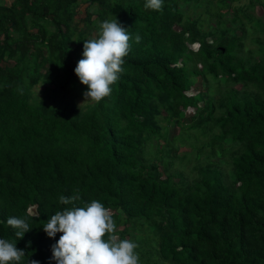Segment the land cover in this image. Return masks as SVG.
I'll return each mask as SVG.
<instances>
[{
    "label": "trees",
    "instance_id": "16d2710c",
    "mask_svg": "<svg viewBox=\"0 0 264 264\" xmlns=\"http://www.w3.org/2000/svg\"><path fill=\"white\" fill-rule=\"evenodd\" d=\"M199 1L163 0L162 11L145 0L0 2V238L26 252L20 264H56L61 233L42 225L71 207L61 195L103 203L140 264H264V14L248 12L264 0H206L210 29L189 12ZM81 2L97 8L76 20ZM227 13L237 25H225ZM115 17L131 36L123 72L109 96L81 108L67 96L87 90L74 72L84 40ZM40 82L51 102L33 95ZM191 130L210 135L192 180L173 167ZM10 216L32 227L23 238Z\"/></svg>",
    "mask_w": 264,
    "mask_h": 264
},
{
    "label": "clouds",
    "instance_id": "9594fccd",
    "mask_svg": "<svg viewBox=\"0 0 264 264\" xmlns=\"http://www.w3.org/2000/svg\"><path fill=\"white\" fill-rule=\"evenodd\" d=\"M145 9L163 10V0H145ZM131 36L117 17L99 24L95 38L84 40L82 58L74 69L79 81L87 86L84 101L99 103L109 96L123 72L124 58L131 50ZM137 43L141 37H135ZM78 195L59 197L63 205L42 225L50 238L61 233L51 246L56 264H140L139 245L117 235V225L112 213L98 200L77 206ZM31 212V209L29 210ZM35 216V214H34ZM7 224L16 229L15 236L23 238L31 230L26 218L10 216ZM26 252L16 243L0 238V264H20ZM28 264H40L29 260Z\"/></svg>",
    "mask_w": 264,
    "mask_h": 264
},
{
    "label": "rangeland",
    "instance_id": "374dc122",
    "mask_svg": "<svg viewBox=\"0 0 264 264\" xmlns=\"http://www.w3.org/2000/svg\"><path fill=\"white\" fill-rule=\"evenodd\" d=\"M205 1L206 0H200L198 3H194L191 5L190 7V14L193 15L194 17H201L203 19H205L204 21V26L206 27V29H210L211 27L215 26V20L213 17H211L210 15L207 14L206 11V7H205ZM0 2L2 3H6L9 4L11 2V0H0ZM249 3V0H236L234 2H232V6L235 8H239L240 6L246 5ZM254 8L249 9L248 12L252 13L253 15H255L256 18L258 17H262V15L264 14V11L262 9V7L254 2ZM86 8L90 9V10H96V5H89L88 7L86 6L85 3L81 2L78 6V13L75 17L76 20H80L84 14H85V10ZM233 14L232 13H227L225 15V25L226 26H233V25H237L238 23L235 22L233 23L232 20ZM97 20V19H96ZM78 28L83 29L84 25L82 24V22L79 21L78 24ZM248 33L249 36L245 39V48H254L255 45L250 41V36H251V25H248ZM237 34H240L239 32ZM96 37V31H93L91 33V35H89L87 38H95ZM209 40L212 39V37L208 38ZM193 48H196L193 46ZM2 64H6V63H2ZM8 64H12V63H8ZM202 82L201 79L198 78L197 81L194 83L193 87L190 90V94H195L197 93L200 88H201ZM52 85L49 84L48 82H40L38 83L36 86L33 87L32 92L33 95L38 99V100H42L45 102H51L52 101V97L47 96V89L50 88L51 89ZM63 93H60L57 95V99H59V97H61ZM68 99H72L78 106H80L81 108H86V106L90 103H92L91 100H86L84 101V95H76L75 92H69V95L67 96ZM194 114V110L193 108H189L187 109L185 115H184V122L186 124H188L190 122V118L191 116ZM162 123L164 125H167V131H168V136L170 138H172L173 136H175L179 129L176 125L174 124H170L168 121H162ZM191 134H193V137H191V139L189 141H187L184 145H181L178 147L176 154L178 155H183V154H187V156L179 158V159H175L174 163H173V167L183 170L188 176L189 178L192 180L193 177L196 176V171L194 168H196V166L198 164H202L205 162V157L207 155V151L209 150L208 147H205L203 149V151L201 152V156L200 158L197 159L196 154H197V148H199L203 142L207 141L209 139V134H203L201 132V130H196L195 132H193V130L190 131ZM163 144V143H162ZM175 154V152L173 153ZM159 165L161 166V170H163V164L162 162H159ZM31 211H33V208H31Z\"/></svg>",
    "mask_w": 264,
    "mask_h": 264
}]
</instances>
